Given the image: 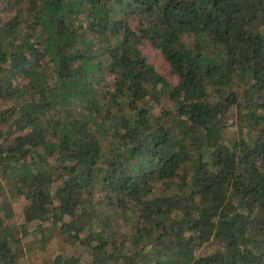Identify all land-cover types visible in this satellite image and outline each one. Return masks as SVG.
<instances>
[{
    "label": "trees",
    "instance_id": "16d2710c",
    "mask_svg": "<svg viewBox=\"0 0 264 264\" xmlns=\"http://www.w3.org/2000/svg\"><path fill=\"white\" fill-rule=\"evenodd\" d=\"M22 254L264 264V0H0V264Z\"/></svg>",
    "mask_w": 264,
    "mask_h": 264
},
{
    "label": "rangeland",
    "instance_id": "374dc122",
    "mask_svg": "<svg viewBox=\"0 0 264 264\" xmlns=\"http://www.w3.org/2000/svg\"><path fill=\"white\" fill-rule=\"evenodd\" d=\"M143 53L147 56L150 63H152L156 69L168 77V79L172 83L177 82V78L171 73L169 64L163 58L161 52L158 49L153 48L148 42H145L144 45L141 46ZM228 124L231 125V122L234 119V112L231 111L229 114ZM9 201L11 203L12 211L11 216L8 218V223H11L15 226V230L17 232V236L21 235V224L24 222V208L27 203V200L24 197H21L16 194L11 188L9 189ZM114 222V221H113ZM136 222V216L132 213L121 215L118 217V221L115 220V228H119L123 233L131 234L134 229V225ZM47 224H50L49 222ZM45 244L47 245V252L58 254V253H67L69 248H74L76 246L77 241L75 239H68L63 234H58L53 237H45ZM213 248V245H208L203 248L204 253H208ZM41 256L45 255V252H39ZM21 256V264H43L41 259H35L33 262L31 258L26 256L25 254Z\"/></svg>",
    "mask_w": 264,
    "mask_h": 264
}]
</instances>
